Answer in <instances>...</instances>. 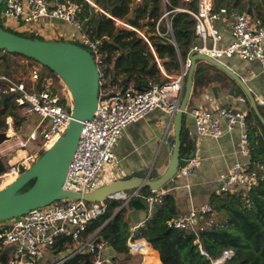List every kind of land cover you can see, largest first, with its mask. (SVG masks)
<instances>
[{
	"label": "built area",
	"instance_id": "2783aa9c",
	"mask_svg": "<svg viewBox=\"0 0 264 264\" xmlns=\"http://www.w3.org/2000/svg\"><path fill=\"white\" fill-rule=\"evenodd\" d=\"M188 5L194 3V8L187 6L166 7L154 25L145 18L141 26H134L125 20L112 16L98 6L95 0H2L0 5V20H13L16 24L21 21L30 22L59 19L77 28L81 27L84 19L85 3L94 12L100 11L112 19L117 26L134 31L151 48L150 35L160 40L171 41L176 48L172 35L171 16L175 12H186L194 19L193 31L197 42L193 43L183 60L179 73L165 74V80L149 81L142 89L124 87L113 89L104 84L106 81L105 54L102 50L103 41L107 36L92 38L87 30H79L77 36L71 35L69 41L76 42L90 51L100 73V89L96 110L82 125L81 135L76 151L69 163L65 187L84 193L94 190L98 172L114 158V146L131 123L143 118L153 110L166 113L171 119L178 110L187 68L192 52H201L223 62V59L238 57L241 60L260 63V74L264 83V25L248 11L228 10L225 6L215 7V0H180ZM168 3V2H167ZM229 13L231 20L230 41L222 44L223 35L216 26V20L221 15ZM166 20V27L162 28ZM45 26V25H44ZM2 27V26H1ZM32 85H27L24 79H16L11 75L0 74V96L7 98L19 106V114L27 118L37 115L38 121L25 135L11 132L6 140L14 139V147L8 155L7 170L10 174H18L20 164L29 166L44 150L47 149L64 131L70 119L71 101L65 88L61 92L52 86L50 78L42 77L39 69L30 70ZM259 110L264 111V91L261 96L254 97ZM186 112L192 117L195 133L198 137L219 138L225 132L239 129V143L234 153L242 156L236 159L225 173L216 178L217 189L220 192H234L247 198L249 191L259 181V171L252 166L250 153V138L247 127L246 112L220 105L216 109H207L201 104L190 106ZM8 127L10 118L6 119ZM224 124L225 129L222 127ZM34 143L37 146L34 147ZM32 146V148H30ZM200 160V154L184 158L180 162L175 176L187 179ZM5 172V173H7ZM181 187L190 191L191 183L186 181ZM169 189H160L151 195L142 196L138 189L116 195L126 205L133 197H144L147 202V216H151L153 204ZM189 198L191 199V192ZM107 207L105 201H86L83 199H60L27 213L15 217L0 227L1 246H14L8 252L5 260L0 257V264H35L44 248L53 249L59 237H69L75 247L69 253H88L92 256V264H120L115 253L98 237L99 228L88 231L92 222L103 214ZM211 210L209 203L195 206L191 203L187 214L176 216L168 221L170 226L188 229L195 235V242L201 252L198 227L202 228L203 215ZM144 224V219L132 222L126 238L129 264H149L151 255L143 247L147 245L144 237L137 230ZM99 238V239H98ZM232 250L224 251V256H231ZM69 256V257H70ZM68 258V257H67ZM64 261V260H62Z\"/></svg>",
	"mask_w": 264,
	"mask_h": 264
},
{
	"label": "trees",
	"instance_id": "16d2710c",
	"mask_svg": "<svg viewBox=\"0 0 264 264\" xmlns=\"http://www.w3.org/2000/svg\"><path fill=\"white\" fill-rule=\"evenodd\" d=\"M95 2L112 16L134 26H141V20L145 18H148L147 21L151 19L150 24L154 25L161 14L160 0H142L133 16H129L133 0H95ZM168 3L167 6L170 8L185 5L179 0H168ZM188 6L194 8V3ZM84 16L88 21L87 32L92 38L107 36L102 48L105 54V73L107 74L108 70L111 72V77L105 83L107 86L111 87L118 82L119 85L123 84L126 87L127 82L133 79L136 87L139 88L141 87L139 83H144L142 72H147L150 78L153 77L152 75L158 70L155 58L148 44L141 37L130 29L117 26L104 13L94 12L87 3H85ZM170 16L173 39L184 60L190 46L196 41L193 31L194 19L186 12H175ZM149 39L160 60L164 58H168L169 61L176 60L177 51L171 41L160 40L154 35H150ZM118 53L120 56H117ZM118 75H121L120 81H117ZM54 76L58 78L55 74ZM193 77L203 83L212 82L215 78L230 79L235 83L222 69L203 60L197 61ZM55 88L58 90L57 85ZM8 116L12 117L15 129L23 135L22 123L25 118L19 114V106L10 98L0 100V132L6 130ZM247 120L251 139V163L260 174L257 185L249 191L247 198L234 192H220L217 188L208 193L207 202L211 210L203 215L202 228L198 227L197 230L205 253H201L194 242V233L168 224V221L178 214V209L175 197L170 191L163 194L151 217L146 219L137 230L138 235L144 237L156 249L161 264H212V261L229 249L233 251L232 255L220 264H264V127L252 110L247 114ZM250 120L254 121V125ZM3 159L0 155V175L8 169ZM32 183L33 180L25 187ZM139 193L148 196L151 195V190L149 187H142ZM142 196L133 197L128 206L139 210L147 209V202ZM105 202H107L105 211L94 219L88 231L92 232L106 222L97 236L109 244L115 253V258L122 260L128 255L126 238L130 232V218L127 217L125 209L112 216L115 207L120 203L118 199H107ZM109 217L111 218L108 220ZM69 246H72L69 237H59L52 251L63 252ZM143 250L153 257L149 248L144 246ZM92 259L88 253H76L60 264H92Z\"/></svg>",
	"mask_w": 264,
	"mask_h": 264
},
{
	"label": "crops",
	"instance_id": "0c3cea01",
	"mask_svg": "<svg viewBox=\"0 0 264 264\" xmlns=\"http://www.w3.org/2000/svg\"><path fill=\"white\" fill-rule=\"evenodd\" d=\"M141 2L142 0H133L129 16H133L135 10H137ZM167 2L168 0H160V15H162L164 9L168 7L167 5L169 3ZM185 6L189 7L188 5ZM221 6H225L228 10L248 11L255 15L260 20L261 24L264 25V0H215V7L218 8ZM231 19L232 18L230 14L226 13L221 15L220 18L216 20V26L219 28L221 34L223 35L222 44H226L230 41L229 21ZM162 21V28H165L166 20ZM87 27L88 21L84 16L80 28L73 26L72 30L60 31L57 29L52 35H50L51 32H49L50 36L48 37L50 39H57L59 37L60 39L69 41L71 35L77 36L80 29L84 28V30H87ZM195 40V42H197V39ZM149 49L155 58L156 67L158 69L157 72L154 73L152 75L153 77L151 78L149 77V75H147V72H142L141 77L143 78L144 83H139L141 87H136L137 85H135L133 79H130L127 82L126 85L128 87L142 89L149 81L161 82L165 80V74L175 75L180 72L183 65V58L181 57L179 49L177 47L175 48L177 51V58L176 60L172 61H169L168 58L160 60L156 55L155 49L154 53L150 47ZM10 54L17 56H13V58H17L16 62H18V71L15 72L12 69V71L9 70L10 73H0L11 75L16 79H24L27 85H32V81L30 80V70L33 67L30 66V63L33 61L19 54ZM117 56H120V54L118 53ZM6 60L7 57L4 61L0 59V62H5ZM223 63L229 66L235 73H237L241 77V79L249 87L254 97L262 95L264 91V83L263 78L260 74L261 66L258 61H246L233 56L231 58L223 59ZM7 68H9V66ZM104 74L107 80L109 79V77H111V72L109 70L107 74L104 71ZM48 77L51 78L50 76ZM120 79L121 75H118L117 81H120ZM122 87L125 86L123 84L119 85L118 82H115L110 88L121 89ZM61 89L62 87H58V91L61 92ZM241 91L242 89L239 87V85L236 82H232L230 79L215 78V80H213L212 82L203 83L201 80H197L193 77L192 91L188 105L189 107H192L201 104L203 107L213 110L220 105H226L232 107L233 109L243 110L247 115L252 109L247 96L243 91ZM8 117L10 118L11 126L8 127L7 125V132L9 134L13 131L18 132L17 129H15L12 117ZM38 119V116L35 114L30 115L29 117L24 119V122L22 123L23 135H25L26 132L36 124ZM250 121V123L254 125V121ZM172 123L173 119H171L166 113H163L160 110H153L143 118L129 124L118 137L115 143L114 158L98 172L97 183L99 185H102L132 175L141 177L159 175L164 170L169 160L170 147L173 142ZM248 124L249 122L247 120V127ZM222 127L223 129H225L223 123ZM7 132L0 133L5 134ZM6 139L7 137L4 138V140L0 144V153L2 148L1 145L7 142ZM238 143L239 129L237 127H235L231 132L223 133L217 139L209 136L198 137L195 133L193 119L185 111L182 120V146L180 147V160L183 161L184 158L193 156L196 152L200 154V160L187 179L174 176L169 182H167L160 188L169 189L168 191H170V194L175 197L178 209V214L176 216L184 215L189 210L191 203L194 204L192 196L194 198V196L206 195L208 198V193L217 188V176L221 173H225L236 159H242V156L234 153V150H236V148L238 147ZM30 148H32V146H30ZM181 152H183L182 155ZM2 157L5 159L4 156ZM186 181H189L191 183L190 191L181 187V185ZM189 192H191V199L189 198ZM159 202L160 201H157L155 203V205L153 206V210ZM204 203H208L207 199L202 203L194 205L200 206ZM129 209L130 207H128V210ZM7 223L8 221L0 223V227L6 225ZM149 246L150 247L146 245V247L151 250L153 255L152 259H148L149 264H161L158 252L150 244ZM74 247L75 245L74 243H72V246H69L65 251L59 253H54L52 249L44 248L41 255L37 257L35 264H60L63 262L62 260H65L70 256L69 253L73 250ZM13 248L14 246L11 245L4 247L1 246V259L5 260L8 256V252ZM129 262L130 258H128L126 264H129Z\"/></svg>",
	"mask_w": 264,
	"mask_h": 264
},
{
	"label": "water",
	"instance_id": "95a60500",
	"mask_svg": "<svg viewBox=\"0 0 264 264\" xmlns=\"http://www.w3.org/2000/svg\"><path fill=\"white\" fill-rule=\"evenodd\" d=\"M1 3L2 0L0 5ZM0 51L3 52L0 55L1 60L6 59L7 53H15L31 59L33 62L30 66L35 69H38L40 65L50 69L67 89L71 101L70 119L61 135L29 166L20 164L18 175L0 187V221L11 220L55 200L70 198L105 201L142 187H149L152 192H155L169 182L180 165L182 120L191 95L193 74L198 60L206 61L222 69L239 85L247 96L251 109L264 127V115L258 109L253 94L241 77L222 61L201 52H192L188 55L190 63L180 104L173 117V142L164 170L157 176H127L99 185L92 191L81 193L65 187V181L69 163L79 143L83 122L93 115L98 103L100 73L92 54L84 46L73 41L28 37L8 31L1 25ZM5 99L7 95L0 96L1 101ZM3 140L0 137V144ZM32 180L33 183L25 187ZM123 205H120L113 215L121 211L124 208ZM146 215V210L131 208L127 211V217L132 222L145 219ZM105 224L106 222L101 228ZM106 245L109 246L108 243Z\"/></svg>",
	"mask_w": 264,
	"mask_h": 264
},
{
	"label": "rangeland",
	"instance_id": "374dc122",
	"mask_svg": "<svg viewBox=\"0 0 264 264\" xmlns=\"http://www.w3.org/2000/svg\"><path fill=\"white\" fill-rule=\"evenodd\" d=\"M0 25L4 29H6L8 31H11V32H14V33H17V34H20V35H25V36H28V37L35 36V37H38V38H41V39L42 38H49L48 36L52 35L54 33V31L57 30V29L60 30V31H64V30H72V28H73V26H71L67 22L59 20V19H54L52 21H48V20L43 19L42 21H36L35 23L32 21L29 24H27L26 22H23V21H21L20 23L16 24L13 20H8V21H1L0 20ZM82 30H84V28H82ZM49 32H51L50 35H49ZM57 39H60V38L58 37ZM2 54H3V52L0 51V55H2ZM13 56L17 57L16 55H12V54H9V53L6 54L7 60L5 62H0V72H3V73H8L9 72L10 73V71H12V69L15 72L18 71V62H16L17 58L14 59ZM11 58H13V59H11ZM8 66H9V68H7ZM39 72H40V74L42 73V77L49 78L48 76H50L51 77L50 79L58 87L61 88V87L64 86L63 83L58 78L57 79L55 78L54 73L51 72V70L48 69L47 67L40 65L39 66ZM3 73H0V74H3ZM53 82H52V86L55 87ZM103 82L105 84L107 82V80L103 81ZM260 112L262 114H264V111H260ZM3 132H7V128ZM14 142H15L14 139H10V140L8 139L7 142H5L3 145H1L2 148H1V153L0 154L2 155V153H11V149H13V147H14ZM250 143H251V139H250ZM36 146H37V143H34V147H36ZM4 157H5V159H4L5 164L8 167V169H10V167L8 165V160H9L8 158H10V156L4 155ZM12 176H15V175L10 174L8 172L4 173L3 175H0V187H2V185H4V183L9 178H11ZM206 199H207L206 195L205 196L204 195H202V196H194V198L192 196V200H193L194 204L202 203V202L206 201ZM187 212L185 214H187ZM127 258L128 257L124 258L122 261L125 262V260ZM122 264H125V263H122Z\"/></svg>",
	"mask_w": 264,
	"mask_h": 264
},
{
	"label": "clouds",
	"instance_id": "9594fccd",
	"mask_svg": "<svg viewBox=\"0 0 264 264\" xmlns=\"http://www.w3.org/2000/svg\"><path fill=\"white\" fill-rule=\"evenodd\" d=\"M180 162H181V160H180ZM138 190H139V189H138ZM158 190H159V189H158ZM163 190H164V189H163ZM127 192H128V191H127ZM151 193H152V191H151ZM166 193H167V192H166ZM164 194H165V193H164ZM161 198H162V196L160 197V199H161ZM108 199H109V198H108ZM106 200H107V199H106ZM118 200H119L120 203H119V205H118L117 207H115L113 213L119 208L120 205H123V204H122V200H121V199H118ZM128 203H129V202H128ZM128 203H127L126 205H123V206H124L123 209H125L126 213H127V211H129V210L131 209V208H130V209L128 210V207H129V206H128ZM155 203H156V202H155ZM155 203L153 204V206L155 205ZM123 209H122V210H123ZM144 210H146V213H147V209H144ZM153 211H154V210H152L151 215H152ZM112 216H113V214H112ZM149 217H151V216H149ZM149 217L146 215V218L144 219V222H145V220L148 219ZM110 218H111V217H109L108 219H110ZM130 220H131V219H130ZM131 224H132V221H131ZM131 224H130V225H131ZM101 226H102V225H101ZM101 226L99 227V229H101ZM139 236H140V235H139ZM141 237H142V236H141ZM100 239L102 240V238H100ZM145 240H146V239H145ZM146 241H147V240H146ZM147 244H148V247H150L148 242H147ZM197 245H198V244H197ZM108 247H110V246H108ZM198 247H199V246H198ZM201 248H202V247H201ZM202 250H203V249H202ZM229 250H230V249H229ZM203 251H204V250H203ZM225 251H226V250H225ZM201 253H203V252H201ZM204 253H205V252H204ZM232 253H233V251H232ZM126 257L129 258V254H128ZM229 257H230V256H229ZM128 258L125 260V264H126ZM225 258H227V256H224V252H223L222 255H221L219 258H217V259H215L214 261H212V264H220V263H222V262L225 260ZM150 259H152V256L150 257ZM117 260L119 261L120 264L124 263V261H122L123 259L120 260V259L117 258Z\"/></svg>",
	"mask_w": 264,
	"mask_h": 264
},
{
	"label": "bare ground",
	"instance_id": "6f19581e",
	"mask_svg": "<svg viewBox=\"0 0 264 264\" xmlns=\"http://www.w3.org/2000/svg\"><path fill=\"white\" fill-rule=\"evenodd\" d=\"M9 136V133L7 132V133H5V134H2L0 137L2 138V139H4V138H6V137H8ZM51 146V145H50ZM49 146V147H50ZM13 175H15V176H12L11 178H9L5 183H7L8 181H10L11 179H13L14 177H16L18 174H13ZM4 183V184H5ZM3 186V185H2Z\"/></svg>",
	"mask_w": 264,
	"mask_h": 264
}]
</instances>
